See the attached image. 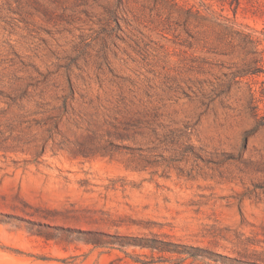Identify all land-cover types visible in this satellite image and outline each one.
Returning <instances> with one entry per match:
<instances>
[{
    "label": "rangeland",
    "instance_id": "1",
    "mask_svg": "<svg viewBox=\"0 0 264 264\" xmlns=\"http://www.w3.org/2000/svg\"><path fill=\"white\" fill-rule=\"evenodd\" d=\"M0 264H264V0H0Z\"/></svg>",
    "mask_w": 264,
    "mask_h": 264
}]
</instances>
